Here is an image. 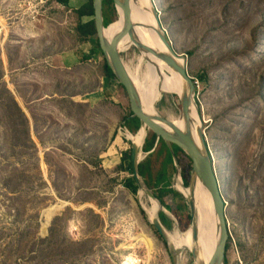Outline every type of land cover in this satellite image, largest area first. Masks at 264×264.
<instances>
[{"label": "rangeland", "instance_id": "374dc122", "mask_svg": "<svg viewBox=\"0 0 264 264\" xmlns=\"http://www.w3.org/2000/svg\"><path fill=\"white\" fill-rule=\"evenodd\" d=\"M151 2L197 83L194 99L225 203L224 264H264V0ZM117 12L106 13L110 25L122 20ZM79 22L56 0H0V264H172L167 242L141 207L148 197L124 185L133 175L119 167L132 150L124 124L131 111L127 93L105 78V57L80 40ZM78 50L84 55L78 64L60 63V56ZM140 54L136 47L120 53L138 79L146 72ZM164 75L171 94L156 110L165 121L184 122L179 89ZM129 132L132 138L141 133ZM142 147L139 163L147 156ZM155 155L154 176L164 160ZM173 160L171 191L162 200L185 220L191 198L182 176L189 185L191 162L183 155ZM62 202L49 246L42 239L53 220L44 233L43 212ZM192 203L197 210V198ZM162 212L167 231L183 232L185 221L180 229L171 211ZM197 256L185 252L175 264H195Z\"/></svg>", "mask_w": 264, "mask_h": 264}, {"label": "water", "instance_id": "95a60500", "mask_svg": "<svg viewBox=\"0 0 264 264\" xmlns=\"http://www.w3.org/2000/svg\"><path fill=\"white\" fill-rule=\"evenodd\" d=\"M103 1L104 0H93V7L95 13L94 21L97 30V36L99 38L100 48L104 54L108 66L111 68L112 72L114 73L118 83H120L124 87L127 93L131 112L133 113L130 117L127 118V120L137 118L140 122V128L141 127L147 128L157 138H161L164 141V143L168 145L171 153L173 154L174 159L176 158V156L174 154L173 145L178 146L189 157V159L191 160L190 161L191 181L193 177L196 176L200 180L202 185L206 188V190L209 192V194H211L215 213L219 224V231H220L219 239L215 251L213 253V256L208 264H223L225 258L226 243L229 237L227 233V226L225 221V209H224L225 203L223 201V198L219 190L218 180L215 174L213 164L211 162L212 159L208 152V147L204 138L203 130L202 129L199 130L201 144H199L196 141L192 133V127L190 124L191 106L193 104H196V107L198 108V104L196 102V99H194L195 86L193 84L192 78H190L186 72L185 59L181 57L183 59V63L181 64L177 63V61L175 60L176 54L173 51L172 47L169 45V42L167 41L165 34L162 30V27L160 25L157 11L153 7L151 0H149L151 5V12L157 24L158 38L168 51V53H158L156 55L160 59H162L165 63H167L170 67H172L183 79V81L187 86V91L185 92V94H183L180 103L182 115L185 117L187 123L186 130L182 132L170 125V127L174 130V133H168L167 131H165L163 127L156 124L151 117L145 115L142 112V109L139 105V97L136 90V86L128 74L126 65L124 64L120 56V51L118 49V45L121 39L126 35H129L136 43L137 50H143L145 52H151L153 54L155 53L154 51H151L149 48L144 46L142 43H139V41L134 38L135 26L132 22V9L130 4L131 0H113L116 10L118 11V8L120 7L124 12L125 25H124V29L121 31V34H119L116 38H114L112 42H109L104 35L105 25H104ZM131 143H132V168H133L132 175L135 177L139 188H141L142 184H145L146 186L145 193L147 194V196L156 199L160 206V210L157 212V217L153 219L151 223L155 226L159 234L162 236L163 240L167 242L171 262L172 264H175L176 258L173 254L174 249L170 247L167 237L165 235L166 229L163 227V225L159 220V213L160 211H163L164 207L161 204V202L156 198V196L153 194V192L148 188V185L146 184L144 178H142V176L139 175L137 170V165L139 164V154L141 153L140 152L141 147L137 148L135 143L133 142ZM65 204H66L65 202H62V204H55L52 210L50 211L48 210L46 213L43 212V216L45 218V221L43 223L44 233H48V226L53 220V217ZM188 206L190 209V218H191L193 213L192 199H188Z\"/></svg>", "mask_w": 264, "mask_h": 264}, {"label": "bare ground", "instance_id": "6f19581e", "mask_svg": "<svg viewBox=\"0 0 264 264\" xmlns=\"http://www.w3.org/2000/svg\"><path fill=\"white\" fill-rule=\"evenodd\" d=\"M130 4L132 9V22L135 26L134 38L138 40L139 43H142L151 51L155 52L153 54L151 52L139 50L141 53L140 61L146 62V72L141 79H138L133 73L134 71L132 72L126 66L128 74L136 86L139 105L145 115L151 117L156 124L163 127L168 133H174L170 125L183 132L185 129L181 127L180 121L174 118L169 121L163 120L156 110V105L165 94H171L164 79V74H169L172 78L176 79L181 87V97L187 91V86L179 74L177 76L167 67L165 62L156 55L158 53H168V51L158 38L157 24L152 15L149 0H131ZM119 12L122 14V20L114 24L108 31H106V29L104 30V35L109 42H112L124 29V12L120 7ZM131 47H136V43L129 35L123 37L118 45L120 53L130 50ZM175 60L179 64L183 63V60L178 57L177 54ZM184 123L185 125L187 124L186 119H184ZM190 124L194 138L201 144L199 130L202 129L203 121L196 104L191 106ZM139 131H141V133L136 138H132L127 132V138L135 143L137 148L142 147L148 134V129L145 127H141L138 132ZM177 175L179 177L180 174ZM140 189L141 192H139V196L141 197L146 194L145 184H142ZM197 202V210L193 209L192 222L190 226L182 232L184 235L181 236L177 228L173 232L165 230V235L170 247L174 249L173 254L175 258L179 262L183 260V254L185 252L192 255L197 252L198 256L195 259V264H200L201 262L202 264H208L203 261V258H207L208 262L211 260L219 239L220 231L211 194H209L200 180ZM140 204L146 215H148L149 222L157 217L160 206L156 199L148 197L147 204L144 201L140 202Z\"/></svg>", "mask_w": 264, "mask_h": 264}, {"label": "trees", "instance_id": "16d2710c", "mask_svg": "<svg viewBox=\"0 0 264 264\" xmlns=\"http://www.w3.org/2000/svg\"><path fill=\"white\" fill-rule=\"evenodd\" d=\"M56 1H57V3L64 5V6H66L68 3V0H56ZM103 9H104V25H105L106 31H108L109 28L112 27L114 24L110 25V23H112V22L110 21L109 17L106 15V13L109 12L114 17L118 16L114 1L113 0H104L103 1ZM75 13L80 18H82L84 16H86V18H89L88 21H86V22L80 21L77 25V33H78V37L80 38V40L83 43H90L91 45L95 46L101 53H103L101 48H100L99 38L97 36V30H96V25H95V21H94L95 13H94V7H93V0H87V2L85 4H83L82 6H80L79 8H77L75 10ZM103 69H104V73H105V75H104L105 78H107L108 80H116V82L118 83L114 73L112 72L111 68L107 64L106 59L104 60ZM171 79L173 82L174 89L175 90L179 89L178 91H179V93H181V87L178 84V82L175 81L173 78H171ZM118 84L122 88H124L120 83H118ZM175 86H176V88H175ZM181 98L182 97H178V99L176 101L177 105H180L179 103H181ZM11 101L14 104V108H16L20 112L21 117L24 118L23 112L21 111L20 107L16 104V102L13 100V98L11 99ZM180 109H181V106H180ZM132 114L133 113L130 111L129 116L125 117V119H124L125 120V127L128 128L130 133L136 134V132L140 128V122L137 118L127 120V118L130 117ZM181 116L183 117V119H185V117L182 115V112H181ZM181 124H182V126H186L185 123L182 121H181ZM173 150H174V154L176 157L180 158V156L183 155V156H186L187 158H189L184 153V151H182L178 146L173 145ZM142 151L144 153H147V156H146L145 162L139 163L137 165V170H138L139 175L145 177L144 180H145V182L148 185V188L150 190H151L150 182L153 183L152 185L158 186L159 191H157V192H154L152 190L151 191L156 196V198L161 202V204L168 211H171L173 213V215L175 216L176 220L179 223V226H180V224L183 223V221H185V225L182 226V227H185V229L181 230V231H185L190 226V224L192 222V217L190 218V215H187V219L183 220L178 207H176L175 209H172L170 205L164 204V202L162 200L163 192L171 191V188L168 187L169 186V179H168L169 170H168V167H169V165H172L174 162L173 154L171 153V151L167 147L166 143H164V141L161 138H157L151 131H148V134L144 140V145L142 147ZM158 152L160 154H164L163 167L154 176V161H151V158H153V156H156L155 154H158ZM119 167L123 170H129V171H131V174H133L132 150L129 154H125L122 156V162L119 165ZM189 168H191V163H190ZM182 181H183V186H184V189H185L187 195L193 199H196L198 197V192H199V179L196 176L193 177L192 181L190 180V184L188 185L186 183L185 174H183ZM124 185L128 189L132 190L135 193L138 191V188H139L137 181H136L134 176L127 177L124 180ZM174 187L176 189V182H174ZM140 190L141 189H139V192H140ZM57 220H58V218H54L52 225L50 226V229H49V235L47 237H45L44 239H42L44 242L45 241L48 242L49 246H51L53 244L54 238L57 235V230H56ZM159 220H160V222L164 228L170 229V227H171L170 221L167 218V216L164 214V212H162V211L159 213ZM182 227L180 229H182ZM157 233L160 237H162L158 231H157ZM180 234H181V236L184 235V233H182V232H180ZM229 241H230V239L228 237L227 242H229ZM227 247H228V244L226 243V249H227Z\"/></svg>", "mask_w": 264, "mask_h": 264}, {"label": "crops", "instance_id": "0c3cea01", "mask_svg": "<svg viewBox=\"0 0 264 264\" xmlns=\"http://www.w3.org/2000/svg\"><path fill=\"white\" fill-rule=\"evenodd\" d=\"M70 1H72V0H68V3L65 7L70 9V10H74V11L87 2V0H77L79 2V4L68 5ZM88 20H89V18H86V16L80 18V21H82V22H86ZM68 54H73V57L72 58L70 57L72 59V61H70L66 58V56ZM83 58H84V55L78 50V51H72L70 53H67V54L60 56L59 60H60V63L64 67H72L73 65L78 64L80 62V60H82ZM127 132H129V131H127Z\"/></svg>", "mask_w": 264, "mask_h": 264}, {"label": "built area", "instance_id": "2783aa9c", "mask_svg": "<svg viewBox=\"0 0 264 264\" xmlns=\"http://www.w3.org/2000/svg\"><path fill=\"white\" fill-rule=\"evenodd\" d=\"M193 84H194V86H195V88H196V86H197V83L193 81Z\"/></svg>", "mask_w": 264, "mask_h": 264}]
</instances>
